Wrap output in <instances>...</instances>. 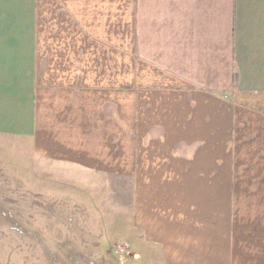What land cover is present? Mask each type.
<instances>
[{
  "label": "crops",
  "instance_id": "1",
  "mask_svg": "<svg viewBox=\"0 0 264 264\" xmlns=\"http://www.w3.org/2000/svg\"><path fill=\"white\" fill-rule=\"evenodd\" d=\"M0 150L126 178L135 254L264 264V0H0Z\"/></svg>",
  "mask_w": 264,
  "mask_h": 264
},
{
  "label": "rangeland",
  "instance_id": "2",
  "mask_svg": "<svg viewBox=\"0 0 264 264\" xmlns=\"http://www.w3.org/2000/svg\"><path fill=\"white\" fill-rule=\"evenodd\" d=\"M30 163L0 150V264H162L157 249L129 246L126 178L39 175Z\"/></svg>",
  "mask_w": 264,
  "mask_h": 264
}]
</instances>
